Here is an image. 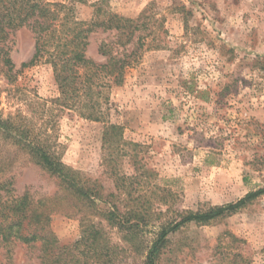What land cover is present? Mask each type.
I'll list each match as a JSON object with an SVG mask.
<instances>
[{"label":"rangeland","instance_id":"obj_1","mask_svg":"<svg viewBox=\"0 0 264 264\" xmlns=\"http://www.w3.org/2000/svg\"><path fill=\"white\" fill-rule=\"evenodd\" d=\"M43 1L71 5L70 0ZM85 1L74 3V13L88 21L91 5L99 0ZM105 1L111 12L125 18L148 17V30L144 27L142 33H150L123 84L106 90L105 121L54 107L59 91L43 60L20 67L35 52V39L26 28L15 31L7 43L15 80L9 83L0 73V112L27 120L33 135L51 117L47 130L62 163L101 184L105 193L115 190L102 163L103 131L107 123L123 127L128 155L118 160L117 169L128 176L138 174L141 166L154 172L138 180L142 185L134 184L136 195L146 193L150 199L153 221L142 227L137 249L123 241V232L102 225L119 247V264H144L145 239L178 211L235 202L264 187V0ZM110 39L109 33L90 35L86 57L104 64L97 48ZM0 149L17 152L6 174L13 177L15 194L28 191L38 199L59 190L27 156L7 145ZM135 154L136 160L131 158ZM158 189L172 193L170 210L159 202ZM50 228L61 245L74 243L79 217L57 212ZM25 259L16 249L14 262ZM157 264H264V195L224 219L184 226L170 236Z\"/></svg>","mask_w":264,"mask_h":264},{"label":"trees","instance_id":"obj_2","mask_svg":"<svg viewBox=\"0 0 264 264\" xmlns=\"http://www.w3.org/2000/svg\"><path fill=\"white\" fill-rule=\"evenodd\" d=\"M70 3L66 6L43 0H0V73L9 83L14 82L15 66L7 43L15 31L26 28L35 39V52L20 67L28 68L43 60L51 66L59 91L54 107L58 105L59 111L71 110L85 120L104 122L102 106L108 103L106 90L122 85L126 70L138 62L139 51L150 36L142 33L148 17L125 18L111 12L105 0H99L91 5L92 17L85 21L77 19L73 5L86 1L70 0ZM97 32L109 33L111 37L97 48L98 54L106 59L100 65L85 55L89 36ZM50 118L43 121L38 135H33L27 120L5 118L0 112L1 146L13 147L27 156L59 188L52 197L38 199L28 191L15 194L13 177L6 174L14 165L17 152L11 154L0 149V264H16V249L26 258L20 264H119V247L111 242L102 224L123 232V241L130 247L136 248L137 242L141 247L142 227L153 221L152 205L146 193L136 195L138 189L134 184L142 185L138 180L151 177L154 172L141 166L135 175L119 173L117 163L128 155L129 143L124 140L121 125L107 123L102 135V163L111 172L115 192L105 193L101 184L62 163L58 144L51 142L48 134L47 126L53 123ZM131 158L136 160L137 155ZM159 191V202L169 205L170 210L172 203L168 197L172 193ZM263 195L264 187L249 191L235 202L178 211L172 219L158 225L151 239H145L144 264H157L170 236L184 226L207 225L224 219ZM57 212L79 217L80 235L74 243L61 245L52 232L51 216Z\"/></svg>","mask_w":264,"mask_h":264}]
</instances>
